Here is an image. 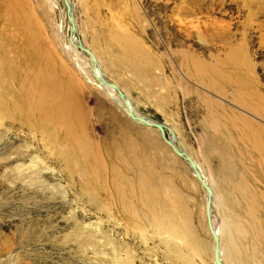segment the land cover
I'll use <instances>...</instances> for the list:
<instances>
[{
    "label": "rangeland",
    "instance_id": "rangeland-1",
    "mask_svg": "<svg viewBox=\"0 0 264 264\" xmlns=\"http://www.w3.org/2000/svg\"><path fill=\"white\" fill-rule=\"evenodd\" d=\"M73 1L79 40L105 76L143 116L171 125L209 175L221 244L229 252L232 238L237 250L227 261L264 264V140L244 124L264 128L253 111L264 108V0ZM68 32L62 0H0V264H212L199 181L157 129L81 77L65 55ZM40 71L75 110L86 161L65 131L27 115L26 91L46 88ZM129 145L147 176L142 189L134 169L123 173L128 191L157 194L152 209L126 193L135 224L109 185L108 158L132 155Z\"/></svg>",
    "mask_w": 264,
    "mask_h": 264
},
{
    "label": "bare ground",
    "instance_id": "bare-ground-1",
    "mask_svg": "<svg viewBox=\"0 0 264 264\" xmlns=\"http://www.w3.org/2000/svg\"><path fill=\"white\" fill-rule=\"evenodd\" d=\"M67 1H68V4H69L68 10H67V4H66ZM62 3L64 5V9H65V12H66V15H67V18H68V28H69L68 39H66V40H68V42H67V45L66 44L63 45V48L66 50L65 55H68L67 58H69V60L73 64L74 69H76V71L81 75V77L88 78V80L91 83L95 84L98 87V90L100 91V93H102L103 96L107 97L108 101H110L115 106H117V108L120 109L121 112H124V114L127 115L129 117V119L135 121L136 123H139V124H142V125H145V126H149V127L152 128V126L146 125V124H144V123H142V122L130 117L128 112L131 110V112L136 117H143V118H145V119H147L149 121L158 122L156 120H153L149 116L148 117L143 116L136 109V107L131 104V101L129 100L128 96H126L125 93L121 91L122 90L121 86L114 80H113L114 81L113 82L111 80H107L106 79L108 77H106L105 74L102 72L100 64L98 65V63L100 61H99V58H98L99 56L98 55H97L98 57L95 56L97 53L94 54L93 52H91V50H89L90 47L87 46L86 44H84L81 39L79 40V37L77 35V26L78 25H77V22H76V19H75L76 17H75V12H74V10L76 8L75 7V2L73 0H62ZM73 5H74V7H73ZM21 14L23 16V11L21 12ZM26 14H25V16L30 18ZM18 21H19L18 23H19L20 27L25 26L22 19L18 20ZM60 34L61 33H59V35ZM77 48H79L80 50H77ZM84 49H87L90 53H86V51H84ZM81 50L88 56V58H86V60H83V59L79 58L80 55H81L80 54ZM97 61H98V63H97ZM61 69H63V68L61 67ZM39 74H40L39 78H40L41 81L45 82L46 88L43 89L42 91H39V92H36V89H35V91H30V90L26 91L27 95H26V97H25V95L23 96L22 105H25L27 107V109L29 111V112H27V115L31 119H34L33 117L37 116L38 117L37 118L38 123H40L41 125L50 123L51 125H48V126L54 128V130L55 129H60V130L65 131V133L67 135L71 136V138L74 140V143L76 144V146L81 148L82 159H83V161H86V159L87 158L89 159L90 157L87 155V153L85 151V148L80 146L81 145L80 143L81 142L83 143L84 141L80 139L79 130H78V128L75 125V123H76V113L74 112L75 110L74 111H72V109L68 110V106L66 104H64L63 101L61 103L59 102L58 97L61 94V92H60V87L58 86L57 82L55 80L49 78L48 75H45L42 71H40ZM34 78H36V76ZM102 79L107 81V82H109V83H111V84H113V85H115V86L112 87V86H108V85L102 83L101 82ZM41 84H42V82H41ZM26 88L27 87L23 88L24 91H25ZM28 88H30V87H28ZM33 88H35V86ZM118 92H121L124 95V97H121ZM243 107H245V106H243ZM253 111H254L255 114L261 113V116L264 117V108H263V106H261L259 108H256ZM158 123H160V122H158ZM244 124L246 126H247V124H249V127L251 129H254L255 137L257 139H259V141H257V143L259 145L260 144L263 145L262 143H263V140H264V128L263 127L256 128V129H259V134H258V131L253 127L254 126L253 124H251L249 122H244ZM161 125L164 128V134L166 135L165 130H167V132L169 133V137H166V138L171 140L173 142V144L179 150L185 151V150H183V148H182L183 146L182 145L179 144L180 147L178 146V143L175 140L177 136L173 132V129L171 128V125L169 126L165 120H164V123L161 122ZM44 126L46 127V125H44ZM155 129H157V128H155ZM158 133L160 134L159 131H158ZM160 136H161V134H160ZM251 137H252V134H251ZM142 139H144L143 142L145 140H147V143H149V144L153 143L151 141V139L149 138V135H146V136L143 135ZM88 141L89 140L85 141V144H88L89 143ZM155 144H154V147L157 148L155 146ZM90 145H88V146H90ZM151 145H153V144H151ZM163 145L164 146H162V147L164 148V150L167 149V147L169 146L167 143L165 144V142L163 143ZM165 145H168V146H165ZM129 149L131 150L132 155H126V154L124 155L121 152V150H122L121 149V150H113L111 157L108 158L110 160V163H109L110 167L108 168V171H110V173H112V175L110 177L109 185L111 186V188L112 187L114 188V191H116V193H115L116 194V198L118 199V201H119L123 211L125 212V214L129 217L131 223L135 224L137 222V219H138V212L135 210V207H134V204L132 202V199H130L127 196V194H131L133 196H136V198L138 197V200H140V201H144V202H147V203H151L152 202V204H151L152 205L151 206L152 209H153V206H154L153 203L156 201L155 196L157 194H153V193L149 194V193L141 192L140 194H137V195L135 194L134 195V192L131 189H129L130 191H128L129 182L127 181V179L123 178V176L125 175V174L123 175V173H127V171L129 172V171H132L134 169V173H136V175L138 177V178L136 177V179H137L136 182L137 183H135V185H137L139 188H142V187L146 186V176H147L144 173V171H143V167H144L143 163L144 162H143L142 158L140 159V157L135 154L136 152H139V150L136 147H133V146L130 147V145H129V148L127 150H129ZM190 154H189V157H191ZM139 155H141V154H139ZM170 155L174 159V161H175V159H177L179 157V156L177 157V155L172 154V153H170ZM191 158L195 162L196 167H197V169H198V171H199V173H200V175L202 177V180L204 182H206L207 185L211 189V196L209 198V195H208L206 189L203 187V185L201 184L199 179H197L194 171H192L191 168L188 165V170L190 171V173L192 175L194 174V176L199 181V183H200V185H201V187L203 189L204 196H205V199H204L205 200V205H206V200L210 199V221H211L212 230L217 235V238H218V257H219V260L223 264H230L227 261L228 258H227L226 255H227V253H229L230 256H234L235 259H232V260L236 261L237 250L234 247V242H233L232 238H231V242L233 243V247L229 250V252L225 253L226 251H225L223 245L221 244V240H222V237L224 235V232L226 231L225 228H227V226H224V224L222 225L223 222H221V224L218 223L217 218H216V214H215V210H213V207H215V205L218 203L219 197L216 196V194L214 192V187H213L214 185L212 186L213 182L210 181L209 175L206 174L207 176H205V174L202 172V170H201L199 164L197 163V161L193 157H191ZM114 162L116 164H114ZM176 162H177V160H176ZM98 168L104 169L106 171V167H104V164L103 165L100 164L98 166ZM94 173H96V171H94ZM122 186H125V188H127V189H125V192L120 190V189L123 188ZM215 202H216V204H215ZM205 215H206V210H205ZM140 217H142V216H140ZM218 220H220V219H218ZM205 221H206V224H207V215H206ZM207 228H208V231H209L208 232L209 235L212 237V245H213V249H214L213 235L211 234L208 226H207ZM213 249L211 248V252H212V260L211 261H212V264H215Z\"/></svg>",
    "mask_w": 264,
    "mask_h": 264
},
{
    "label": "water",
    "instance_id": "water-1",
    "mask_svg": "<svg viewBox=\"0 0 264 264\" xmlns=\"http://www.w3.org/2000/svg\"><path fill=\"white\" fill-rule=\"evenodd\" d=\"M67 10L69 8V4H68V1H67ZM73 31V30H72ZM84 51H86V53H90L87 49H84ZM102 83L108 85V86H112L114 87L115 85L105 81V80H101ZM119 95L121 97H124V95L121 93V92H118ZM130 117L133 118V119H136L146 125H150L152 127H155L157 128V130L160 132L161 136H162V139L165 141V143H167L169 145V147L171 148V150L173 151V153L177 156H179L180 158L184 159L189 167L191 168L192 171H194L197 179H199V181L201 182V184L203 185V187L206 189L208 195H209V198L211 196V189L210 187L207 185L206 182H204L202 180V177L196 167V164L195 162L193 161V159L191 157H189V155H187V153H185L184 151H181L179 150L171 140L167 139L165 134H164V128L163 126L161 125V123H158V122H153V121H149L143 117H136L132 112L131 110L128 112ZM205 210H206V215H207V226L209 227V230L211 232V234L213 235V244H214V249H213V253H214V262L215 264H223L220 260H219V257H218V238H217V235L213 232L212 230V226H211V221H210V199H207L206 200V205H205Z\"/></svg>",
    "mask_w": 264,
    "mask_h": 264
},
{
    "label": "crops",
    "instance_id": "crops-1",
    "mask_svg": "<svg viewBox=\"0 0 264 264\" xmlns=\"http://www.w3.org/2000/svg\"><path fill=\"white\" fill-rule=\"evenodd\" d=\"M109 79V78H108ZM109 80H111V79H109ZM112 81V80H111Z\"/></svg>",
    "mask_w": 264,
    "mask_h": 264
}]
</instances>
